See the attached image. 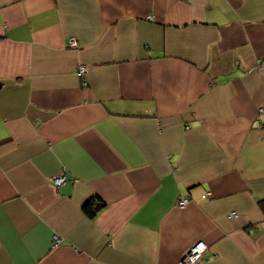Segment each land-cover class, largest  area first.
<instances>
[{"label": "crops", "instance_id": "1", "mask_svg": "<svg viewBox=\"0 0 264 264\" xmlns=\"http://www.w3.org/2000/svg\"><path fill=\"white\" fill-rule=\"evenodd\" d=\"M263 125L264 0H0V264H264Z\"/></svg>", "mask_w": 264, "mask_h": 264}, {"label": "built area", "instance_id": "2", "mask_svg": "<svg viewBox=\"0 0 264 264\" xmlns=\"http://www.w3.org/2000/svg\"><path fill=\"white\" fill-rule=\"evenodd\" d=\"M71 45H73V46L76 45V42L73 38L71 39ZM85 69H86L85 65H79L77 73L82 74L85 72ZM50 180L56 187H58L64 183L65 176H64V174L54 175V176L50 177ZM187 200H188V196H180L178 199L179 203H181V204L186 202ZM227 216H229V217L233 216L234 217V216H237V213L231 211L227 214ZM53 240L56 243L58 241V238L56 236H54ZM204 249H205V243L204 242L198 241V242L194 243L181 255V257H179L176 264H196L199 261L200 256H201L202 252L204 251Z\"/></svg>", "mask_w": 264, "mask_h": 264}, {"label": "trees", "instance_id": "3", "mask_svg": "<svg viewBox=\"0 0 264 264\" xmlns=\"http://www.w3.org/2000/svg\"><path fill=\"white\" fill-rule=\"evenodd\" d=\"M261 207L264 209V200L261 201ZM82 211L88 216V217H93L96 210H95V201L94 199H89L87 200L83 205H82Z\"/></svg>", "mask_w": 264, "mask_h": 264}, {"label": "water", "instance_id": "4", "mask_svg": "<svg viewBox=\"0 0 264 264\" xmlns=\"http://www.w3.org/2000/svg\"><path fill=\"white\" fill-rule=\"evenodd\" d=\"M101 202H95V208L98 209L101 206Z\"/></svg>", "mask_w": 264, "mask_h": 264}]
</instances>
